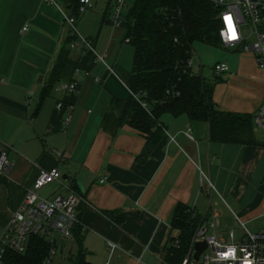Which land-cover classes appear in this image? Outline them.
I'll return each mask as SVG.
<instances>
[{"label":"crops","instance_id":"crops-1","mask_svg":"<svg viewBox=\"0 0 264 264\" xmlns=\"http://www.w3.org/2000/svg\"><path fill=\"white\" fill-rule=\"evenodd\" d=\"M56 1L58 6L0 0V149L7 148L11 162L0 174V230L40 169L53 167L62 182L38 194L47 187L49 195L42 196L47 199L71 192L84 197L77 214L85 258L92 264H165L163 249L177 233L170 228L177 203L194 208L201 219L212 218L221 238V231L240 228L236 218L248 231L264 229V128L255 120L264 102V69L256 57L222 46L226 51H219L216 62H226L228 71L219 84L224 89L217 93L214 87L213 99L222 110L252 115L257 144L212 142L207 124L192 125L185 114L165 112L164 137L139 161L144 135L127 123L113 134L101 126L112 101L131 96L133 47L125 28L110 21L112 0H92L76 18L75 36L89 39L94 59L89 69L74 72L73 108L67 106L50 125L57 102L71 93L61 89L66 80L57 81L48 95L42 90L72 35L65 15L74 13L76 0ZM108 242L116 245L112 251Z\"/></svg>","mask_w":264,"mask_h":264},{"label":"trees","instance_id":"trees-1","mask_svg":"<svg viewBox=\"0 0 264 264\" xmlns=\"http://www.w3.org/2000/svg\"><path fill=\"white\" fill-rule=\"evenodd\" d=\"M77 7L78 0L73 6L75 15ZM217 13V8L207 0H134L126 10L122 27L133 47L129 79L131 96L126 100H113L101 126L113 134L127 123L144 135L146 142L139 161H144L164 137L165 126L160 117L165 112L174 116L185 114L192 125L207 124L212 142L258 143L254 137L252 115L218 108L213 99L214 83L187 65L194 52V42L221 45ZM75 39L73 34L68 36L65 47L58 53L42 96L48 95L57 81L73 80L76 69L90 68L93 52L85 48L74 55L69 45ZM220 76H217V82L222 80ZM73 100L71 94L62 101V108L54 111L50 125L60 119ZM200 221L201 215L194 208L176 204L170 228L177 233L163 249L165 264L181 263ZM73 238L77 250L70 257V264H92L85 258L80 225L74 228ZM48 252V243L32 235L26 250L21 253L7 251L3 264H41Z\"/></svg>","mask_w":264,"mask_h":264},{"label":"built area","instance_id":"built-area-1","mask_svg":"<svg viewBox=\"0 0 264 264\" xmlns=\"http://www.w3.org/2000/svg\"><path fill=\"white\" fill-rule=\"evenodd\" d=\"M45 2L58 6L56 0H44ZM217 8V19L219 27L217 34L220 44L224 47L238 46L241 50L252 51L260 67L264 69V0H207ZM93 6L92 0H78L77 15H65V19L71 27V34L76 35L75 21ZM127 0H113L110 7V21L115 26H122ZM231 22V26H230ZM246 27V33L243 32ZM28 27H22V31ZM249 36L254 40L250 41ZM126 41L128 38L126 37ZM70 47L78 52L87 48L93 53V47L88 38L76 36ZM98 60H103L97 56ZM192 59L187 62L193 67ZM217 76L228 71L226 62H216L213 65ZM80 70L76 69L75 73ZM61 89L66 93H75L78 89V81L73 79L61 83ZM145 105V104H143ZM57 110L62 108V102L56 104ZM73 108L72 103L68 105ZM66 122L69 116L65 118ZM256 123L264 128V102L261 104L256 116ZM189 137L191 135L186 133ZM56 156L62 158L64 155L55 152ZM11 167L7 148L0 149V174H6ZM62 173L58 167L49 170L40 169L39 174L32 186L25 190L19 206L12 212L6 224L0 230V264H3L5 253L13 251L24 252L28 245L30 236L35 235L48 243L49 252L41 264H51L55 255L62 252L58 246L68 238L73 237V230L81 225L78 217L79 207L86 203L84 197L77 192L68 195L56 194L52 199H47L38 194V191L52 182H62ZM206 176L202 174L200 183L203 184ZM210 188L212 184L208 182ZM236 224L240 228L228 231L230 240L225 241L217 231L212 218L201 219L195 228L190 246L180 264H264V229L248 231L243 223L236 218ZM205 242L206 248L202 250L197 259L194 258V244ZM112 251L116 245L108 242ZM231 253V254H229Z\"/></svg>","mask_w":264,"mask_h":264},{"label":"rangeland","instance_id":"rangeland-1","mask_svg":"<svg viewBox=\"0 0 264 264\" xmlns=\"http://www.w3.org/2000/svg\"><path fill=\"white\" fill-rule=\"evenodd\" d=\"M113 1V0H112ZM134 0H127V7L129 8L133 4ZM246 27H243V32L246 33ZM249 40L253 41L254 37L249 36ZM193 55L191 57L192 59V65L193 69L195 71H200L202 76L207 79L209 82L214 83L215 91L218 93V91L224 89L223 86H219L220 83H222V80L217 82V75L214 73L213 65L216 61L219 60V51H226L222 45H213L207 42H201L196 41L193 43ZM231 53H250L254 55L252 51L249 50H240L238 52L231 51ZM74 52V50H72ZM255 56V55H254ZM221 78H224L222 75ZM42 193V196H48L50 192L47 187L42 189L40 191ZM221 236L225 241H229V235L226 231H221ZM77 245V242L72 239L68 238L64 241L63 244H61L60 241H58V246L62 247V252L55 255L52 259L51 264H70V257L73 255V249H75Z\"/></svg>","mask_w":264,"mask_h":264},{"label":"water","instance_id":"water-1","mask_svg":"<svg viewBox=\"0 0 264 264\" xmlns=\"http://www.w3.org/2000/svg\"><path fill=\"white\" fill-rule=\"evenodd\" d=\"M206 248V243L205 242H197L194 244V258L197 259L200 252Z\"/></svg>","mask_w":264,"mask_h":264},{"label":"clouds","instance_id":"clouds-1","mask_svg":"<svg viewBox=\"0 0 264 264\" xmlns=\"http://www.w3.org/2000/svg\"><path fill=\"white\" fill-rule=\"evenodd\" d=\"M230 26H231V22H230ZM229 254H231V253H229ZM249 264H252V262H251V261H249Z\"/></svg>","mask_w":264,"mask_h":264}]
</instances>
